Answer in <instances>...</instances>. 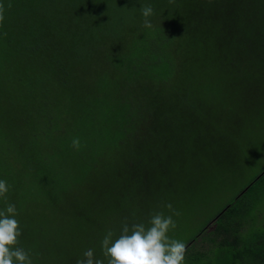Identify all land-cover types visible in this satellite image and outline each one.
I'll use <instances>...</instances> for the list:
<instances>
[{"label":"trees","instance_id":"obj_1","mask_svg":"<svg viewBox=\"0 0 264 264\" xmlns=\"http://www.w3.org/2000/svg\"><path fill=\"white\" fill-rule=\"evenodd\" d=\"M145 4L154 9L152 28L143 27ZM6 7L34 74L50 80L46 107L55 117L59 98L68 97L97 133V148L88 145L71 163L60 157L65 171L91 170L79 195L91 208L102 193L109 208L125 211L179 192L177 177L220 169V186L251 168L238 138L254 121V99L264 96V0H12ZM216 216L185 243L184 263L264 264V167Z\"/></svg>","mask_w":264,"mask_h":264},{"label":"rangeland","instance_id":"obj_2","mask_svg":"<svg viewBox=\"0 0 264 264\" xmlns=\"http://www.w3.org/2000/svg\"><path fill=\"white\" fill-rule=\"evenodd\" d=\"M11 4L12 0H0L3 16L0 21V179L8 185L7 203L15 204L18 212L16 219L22 235L17 247L28 252L33 264L40 260L47 264H73L76 257L83 258L87 249H93L94 255L102 258L101 241L109 230L113 231L114 239L118 237L125 218L129 226L134 223L147 226L154 212L172 214L164 207L168 203L180 213L173 216L177 226L168 235L185 244L264 167V96L261 94V98L254 99L259 105L253 123H245L244 136L238 138L249 154L251 168L243 169L240 175L220 186V169H207L194 177L188 174L177 177L179 192L168 193L153 203H125L129 206L125 211L109 208L107 194L102 193L99 199L90 200L97 202L91 208L87 199L79 198L91 170L65 171L60 157L69 155L71 163L89 152L88 145L97 148L92 142L97 133L78 117L80 112L68 97L59 98L60 108L55 117L52 108L46 107L53 92L50 80L44 74H34L35 59L30 56L24 35L16 34V22L6 7ZM90 109L97 111L100 105ZM74 137L80 140L78 151L71 146ZM69 168L66 164L65 169ZM11 190L16 196L10 195ZM5 207V200L0 198V210ZM212 223L206 226L212 228Z\"/></svg>","mask_w":264,"mask_h":264},{"label":"clouds","instance_id":"obj_3","mask_svg":"<svg viewBox=\"0 0 264 264\" xmlns=\"http://www.w3.org/2000/svg\"><path fill=\"white\" fill-rule=\"evenodd\" d=\"M140 12L144 18L143 27L152 28V6L141 5ZM2 19L0 15V21ZM71 146L77 151L80 149L78 137L73 138ZM7 193V182L0 179V198L6 202V207L0 210V264H33L28 252L17 247L22 231L16 219L15 204L7 203ZM164 207L172 214L166 216L163 212H154L147 226L143 223L129 226L125 218L118 237L114 239L113 231L109 230L102 239V258H97L93 249H87L76 264H184L186 245L168 235L177 226L173 216L180 213L171 203Z\"/></svg>","mask_w":264,"mask_h":264},{"label":"water","instance_id":"obj_4","mask_svg":"<svg viewBox=\"0 0 264 264\" xmlns=\"http://www.w3.org/2000/svg\"><path fill=\"white\" fill-rule=\"evenodd\" d=\"M248 186H246L239 194H242L248 188ZM216 218H217V216L214 217V219H212L210 222H213Z\"/></svg>","mask_w":264,"mask_h":264}]
</instances>
